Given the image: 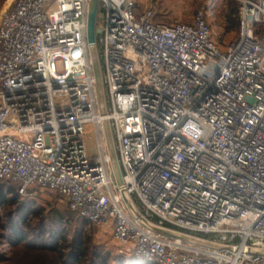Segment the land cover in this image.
<instances>
[{"label": "built area", "instance_id": "2783aa9c", "mask_svg": "<svg viewBox=\"0 0 264 264\" xmlns=\"http://www.w3.org/2000/svg\"><path fill=\"white\" fill-rule=\"evenodd\" d=\"M100 0L101 115L87 42L91 0H12L0 15V179L39 188L110 231L118 253L156 264H264V0H237L239 34L219 46L197 10L156 21L159 0ZM219 0H213V5ZM160 226L234 246L216 250L142 226L112 170ZM95 126L91 149L85 126Z\"/></svg>", "mask_w": 264, "mask_h": 264}, {"label": "trees", "instance_id": "16d2710c", "mask_svg": "<svg viewBox=\"0 0 264 264\" xmlns=\"http://www.w3.org/2000/svg\"><path fill=\"white\" fill-rule=\"evenodd\" d=\"M3 2L0 0V9ZM260 40L264 45V40ZM98 52L101 60L99 47ZM17 188V183L0 179V209L5 212L12 246L10 258L0 255L2 264H110L111 251L94 242V224L69 205L65 210L54 207L47 214L35 200L25 198L20 202ZM58 197L56 194L55 198ZM3 228L7 225L0 215V229ZM136 260L141 264H156Z\"/></svg>", "mask_w": 264, "mask_h": 264}, {"label": "rangeland", "instance_id": "374dc122", "mask_svg": "<svg viewBox=\"0 0 264 264\" xmlns=\"http://www.w3.org/2000/svg\"><path fill=\"white\" fill-rule=\"evenodd\" d=\"M11 1L12 0H4L2 8L0 9V15L6 8H8ZM144 3V0H138V7L136 9L137 12L141 11L144 8ZM213 3V0H159L158 15L156 21L167 23H170L174 20L192 22L197 10L202 6L208 8V5L210 4L211 7L209 10H207L206 13V21L211 26L213 37L217 36V40L220 39L222 41L220 43L223 45L222 48H225V41L229 42L230 39L232 40L233 38H235L240 31L241 19L239 17V4L237 0H219L214 5ZM100 16L101 15L99 11L96 21L97 38L99 30L103 27V19ZM239 19L240 23L238 24ZM256 26L258 31V38L264 40V20L262 22H259ZM97 46L100 49L102 62L101 64L103 66L102 47L100 46V44H98V42ZM85 133L89 141V145L91 149H93V147L97 146L95 126L92 123L87 124L85 126ZM55 195L56 194H50L46 190L35 188L33 189V194L28 196H19V200L20 202H23L25 198L35 200L37 204L41 205L44 208V212L47 214H49L50 210L54 207L61 210L68 209V202L66 198H64L63 196L55 198ZM136 203L142 211L143 209L140 207L138 202ZM4 214V210L0 209V215L3 217V222L7 225V228H3L2 230L0 229V255L7 259L12 255V246L10 242V231L8 228V223L6 218L4 217ZM100 228L98 226H95L94 242L97 245L105 246L108 250L111 251V258L109 262L110 264L142 263L131 256L120 255L118 253L120 244L113 240L111 235H109L108 238L104 235V233L98 235L101 231ZM106 234L108 233L106 232ZM0 264L2 263L0 262Z\"/></svg>", "mask_w": 264, "mask_h": 264}, {"label": "water", "instance_id": "95a60500", "mask_svg": "<svg viewBox=\"0 0 264 264\" xmlns=\"http://www.w3.org/2000/svg\"><path fill=\"white\" fill-rule=\"evenodd\" d=\"M100 0H91L88 12V24H87V42L89 47L90 58L92 61L93 71L95 75V90H96V97L97 103L100 110L101 115L106 116L108 114V107H107V100H106V93L104 87V80H103V70L102 64L98 52L97 46V29H96V21H97V14L99 8ZM103 125V132L104 137L111 161L112 170L116 179V183L119 187L120 193L127 204L132 216L144 227L159 233L163 236L179 239L184 242H188L194 245L207 247L216 250H224L230 249L234 251L236 248L234 246L225 245L222 243H218L212 241L208 238L197 236L189 233H185L176 229H172L165 226H160L156 224L151 219L147 218L144 213L138 207L136 201L129 193L121 168V164L118 158L115 140L112 132V127L110 121L105 118L102 122ZM250 252L254 253H264V249L261 248H250L248 249Z\"/></svg>", "mask_w": 264, "mask_h": 264}, {"label": "crops", "instance_id": "0c3cea01", "mask_svg": "<svg viewBox=\"0 0 264 264\" xmlns=\"http://www.w3.org/2000/svg\"><path fill=\"white\" fill-rule=\"evenodd\" d=\"M214 39L218 42V44H219L220 47H223V45L220 44L222 41H221L220 39L217 40V36H214ZM230 40H231V39H230ZM223 43H224V42H223ZM227 43H228V42L225 41V46L227 45ZM99 228H100V227H99ZM100 229H101V231L99 232L98 235L104 233V235H105L107 238L109 237V235H111L108 229H106V228H104V227H103V228H100ZM106 232H107L108 234H106ZM107 238H106V239H107Z\"/></svg>", "mask_w": 264, "mask_h": 264}]
</instances>
